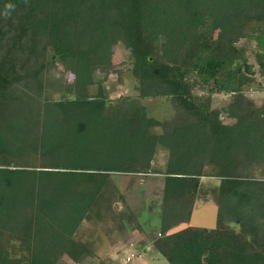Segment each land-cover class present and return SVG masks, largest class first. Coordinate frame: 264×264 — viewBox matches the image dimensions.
<instances>
[{"label": "trees", "instance_id": "16d2710c", "mask_svg": "<svg viewBox=\"0 0 264 264\" xmlns=\"http://www.w3.org/2000/svg\"><path fill=\"white\" fill-rule=\"evenodd\" d=\"M117 44L136 83L112 101ZM56 60L74 80L50 75ZM258 77L264 0H0V264H115L98 230L83 241L80 229L95 219L114 241L148 235L124 224L112 175L160 172L157 148L167 163L154 249L168 264H264V99L244 89ZM220 94L228 103L213 107ZM149 97L169 101L172 117H149ZM202 178L220 183L200 192ZM201 193L215 226H179Z\"/></svg>", "mask_w": 264, "mask_h": 264}, {"label": "rangeland", "instance_id": "374dc122", "mask_svg": "<svg viewBox=\"0 0 264 264\" xmlns=\"http://www.w3.org/2000/svg\"><path fill=\"white\" fill-rule=\"evenodd\" d=\"M110 61L113 65L123 69L121 74L111 73L109 75L108 80L105 81L106 86V94L109 96V99L112 101H116L120 95H130L134 94L135 91L133 89L135 85V80L131 76V73L126 66L122 67V63L128 60V50H126L120 44L115 46V49L108 55ZM122 67V68H121ZM50 75L54 78L61 77L67 81L74 80L73 73L70 71H66L60 61H55L51 64L48 69ZM245 93L253 98L257 104H260L264 99V82L260 77L257 78L256 82L244 87ZM94 92L97 91L96 86H94ZM51 94V95H50ZM47 96H51L53 98L58 96L56 90H52V92H47ZM230 96L229 95H217L213 98V107H221L228 103ZM145 106L148 109V116L152 117L158 121H163L165 119H169L173 115V107L169 101H166L164 98H145L142 100ZM109 102V101H108ZM226 120V119H225ZM111 124V123H110ZM112 127V128H111ZM108 130V139L116 140L119 139L117 136V126L116 124L111 125ZM104 129V128H103ZM152 130L155 133L161 132V127H153ZM94 131H98L94 129ZM116 131L114 134L113 132ZM111 137V138H110ZM143 144V143H142ZM111 146H114L112 148ZM132 147V149H131ZM124 147L120 148L125 151V149H130V151L134 150L135 147ZM150 143L145 142L142 146L141 154H144L146 151L150 149ZM104 151L106 149H118L117 145L113 142L110 146L101 145L99 147ZM157 151L154 153V156L157 158V161L160 162L164 160L165 151L156 149ZM136 152V151H135ZM115 160V158H113ZM157 167L158 164H155ZM158 176L144 175L142 173L136 174H113L112 180L118 187L120 193L123 195L126 205L130 210L129 213L122 212L125 216L124 224L127 223V220L133 218L132 227H138L136 222L140 223V226L148 232L146 235L143 233V230H140L142 234L147 236L149 243L146 241V238H143L141 243L132 242L129 244H124L121 240L114 241L112 237H110L107 233L106 227L99 226L96 224L95 219L90 221H85L83 226L80 229V238L83 241H87L92 233L95 230L97 231V236L99 239L100 247L105 249L103 260H106V255H111L112 259L110 262L115 264H168L167 261L154 249L151 245L152 239L149 236L150 232L155 230H159L161 227L160 221V210H161V195L162 190L160 186V179ZM201 183V191L208 190L203 189L206 187L213 188L215 185H218L220 182L218 178H202L200 180ZM204 195V196H203ZM205 195L210 196L208 194L201 193V197L197 198L193 204L191 210V225H198L204 227H214L216 224V204L211 198H208L207 201L204 200L203 197ZM135 217V218H134ZM107 218V217H106ZM199 219V220H198ZM201 219V220H200ZM123 220V219H122ZM198 220V222H197ZM106 223V221H104ZM110 223L117 225L114 221H110ZM190 223V219L188 223H182L179 226L183 227ZM96 224V225H95ZM105 225V224H103ZM129 224L126 229L128 230ZM133 230V228L131 229ZM104 233V234H103ZM141 235V238L144 236ZM148 243V245H147ZM147 245V246H146ZM99 259V258H98ZM98 259L92 258L91 260L86 261L84 264L88 262L91 264H97ZM110 260V259H108ZM63 264H74L69 260L63 262Z\"/></svg>", "mask_w": 264, "mask_h": 264}, {"label": "crops", "instance_id": "0c3cea01", "mask_svg": "<svg viewBox=\"0 0 264 264\" xmlns=\"http://www.w3.org/2000/svg\"><path fill=\"white\" fill-rule=\"evenodd\" d=\"M157 149H159V151L160 150H163V151H165V157H164V160H162V161H160V162H158L157 161V158L154 156L153 157V160L151 161V164H152V166H154L156 169H158L160 172H158V173H153V174H150L151 176H158L157 178L158 179H160V186H161V190H162V188H163V184H164V174L163 173H161V170L163 171L165 168H166V163H167V151L165 150V149H163V148H157ZM157 151V150H156ZM155 164H158V166L156 167L155 166ZM113 176V175H112ZM190 217H191V215H190ZM199 220V219H198ZM198 220H197V222H198ZM201 220V219H200ZM84 224V223H83ZM83 224H82V226H83ZM189 225H191V218H190V223H189ZM192 226H198V225H192ZM204 227V226H203ZM132 234V236H131V242L130 243H132V242H139V243H141V241H142V239L143 238H146V241L149 243V241H148V239H147V236H145L144 234H142L141 232H140V230H134V231H132L131 232ZM141 235H144L142 238H141ZM148 243H147V245H148ZM150 244V243H149ZM146 245V246H147ZM152 245V244H151Z\"/></svg>", "mask_w": 264, "mask_h": 264}]
</instances>
